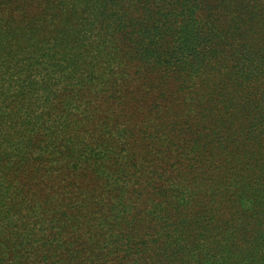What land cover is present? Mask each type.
<instances>
[{
	"label": "trees",
	"instance_id": "1",
	"mask_svg": "<svg viewBox=\"0 0 264 264\" xmlns=\"http://www.w3.org/2000/svg\"><path fill=\"white\" fill-rule=\"evenodd\" d=\"M69 89L87 100L58 129ZM17 195L65 220L40 247L0 230V264H264V0H0V203Z\"/></svg>",
	"mask_w": 264,
	"mask_h": 264
},
{
	"label": "rangeland",
	"instance_id": "2",
	"mask_svg": "<svg viewBox=\"0 0 264 264\" xmlns=\"http://www.w3.org/2000/svg\"><path fill=\"white\" fill-rule=\"evenodd\" d=\"M115 44H117V42ZM106 48L108 50L110 49L109 50L110 53L113 52V50H111L110 45H108ZM103 66H105V65H103ZM114 68L115 67L110 68V69H114ZM105 72H106V74H105L106 76L111 75V72L109 71V69H107ZM115 72H117L116 69H115ZM99 76H98V79H99ZM98 79L97 80L96 79H92L89 84H94V83L97 84ZM73 85H74V82H70V83H67L66 84V86H68L70 89H71V87H73ZM104 88H106V86H104ZM70 89L68 91H66L65 93H62L59 96V99H62V100L65 101V104H66V109L65 110H68L67 113H65V115H67L69 113L70 114V117H69V119H66L65 117H63L62 119H60L58 121V123L55 124V127H58V129H60L64 125H69L73 129H75L74 128V124H73V121H74L73 115L76 114V111L78 113H82V110H75V106H71L72 103L69 104V105H67V103H66L67 102V98L69 100H72L73 102H77V101L82 102L83 100H87V98H84V99H80V98L79 99H76L77 96H78V94L76 92L69 93ZM110 93L111 92H106V94H105V97H107V96L110 97V100H108L107 103L105 104L109 108H111L112 106L117 105L119 103L120 99H121V96L120 95L117 94V97H116L113 93H111V94ZM70 108H72V109H70ZM115 120H116V122H118L119 121V117H116ZM127 121H128V119L126 118V115H125L124 121L123 122L121 121V126H124L125 124H126V127L127 126H130V125H127ZM40 123L41 122H39L36 125H39ZM43 126H44V124H43ZM46 129L47 128H44L43 127V130L44 131H47ZM104 130H106V128L105 127H102L101 128V133ZM150 133H152V132H150ZM100 135L101 134H99L98 136L96 135L95 137H99ZM111 135H112V131H111V133L109 135H105L104 134L105 138H107V139H109V137ZM127 136H129V133L127 134ZM116 137H117V130L114 129L112 138H116ZM119 137L122 138V135L119 136ZM126 140L128 141L129 140V137H126ZM119 141H120V139H118L116 141V143L119 142ZM177 146H181V145L178 144ZM177 146L176 147H173V151L176 153V155L180 153V151H178V152L176 151L177 150ZM118 147L119 146H115L114 148L118 149ZM55 148H57L56 143H54L52 145L50 144L49 147H48V149H46V150L44 148L41 149L40 154H41V156H42V158H43L44 161L48 162V161H50L52 159V156H50L49 154L52 153V150H54ZM99 150L102 151V149H99ZM37 152L38 151H36V154H37ZM152 157L153 156H151V157L149 156L148 160H150V158H152ZM103 161H106V162L108 161V157L106 158V155L103 156ZM139 163H141V160H139ZM47 164L49 165V163H45V165H47ZM169 164L172 166L171 169H174V167H173V164L174 163L171 161ZM23 165H24V163L22 162V164H21V166L19 168H21ZM93 171L94 170L91 167V172H93ZM138 173H135L133 175V177L136 178L138 176ZM112 176L114 178L109 179V184L101 185L99 191H102L103 192L105 190H110L111 189L110 188L111 185L114 187L115 185H120L123 182L124 176H122L121 174H117L116 173V174H113ZM73 179H74L73 178V175H71V174L70 175H67V176H65V182L64 183L66 185H68V183L71 180L73 181ZM64 183H60V184H64ZM130 185L131 186L133 185V181L130 182ZM56 186L57 185H55V187ZM17 187H20V186H18V181L15 180L14 181V188H17ZM82 190L83 189H77L76 187H73V186H70V187L67 186L65 188L64 192L67 195H68V192L71 193V196L69 197V199H76V198L79 197V194L82 192ZM50 195L51 196H54L55 195V191L51 192ZM8 198H10V197H8ZM39 198L42 199V202L45 201V198H43L41 195L39 196ZM54 199H57V196H54ZM13 201H15V203H16L15 205H14V203L12 204ZM22 202H24V200L22 198H20L19 195H17V197L14 196L13 198H11V202L6 201L4 203V201H2V203H0V230H2V235H3V231L6 228V226H9L11 224L12 225V228L14 229V232L21 233L18 230V228H20L21 224L28 222L27 223V226H28L27 227V230L24 232V236H26L25 241L30 240L31 242H33L34 245H36L37 247H40L41 246L40 245V242H41L40 241V237H41V235L44 234V233H46V231L49 232V228L51 226H53V225L57 229L58 224L60 222H62V221L65 220V218H62L61 217V215L63 213V209H61L58 212L57 215H55L54 213H52L51 211H49V214H51V216L53 218H55V219H54V221L52 219H49V220L45 221V223H43L42 222V219L44 218V216H45V214H46V212L48 210V207H46L45 209H43V205H41V208H42L41 209V212L39 214H37V213H35L33 211L32 208H38V206L32 207L31 205L28 204L29 202L26 203V204L25 203H22ZM21 205L22 206L29 207V208H25L27 210V212L19 208ZM48 206H50L52 208V203H49ZM9 208H12L13 211L8 214L7 213V210ZM131 216H132V212L131 211H129V212H127V213L124 214V218L127 219L128 221L131 220ZM120 218H122V216ZM58 219H60V221ZM170 220H172V219H170ZM57 221H59V222H57ZM31 231L34 232V235L29 237V234H30ZM50 238L52 240H54V241L68 242V243L70 242V240H69V238H68L67 235H64V236L55 235V236H50ZM82 239L84 241H89L91 239L90 231H88L86 233H82ZM121 240L122 241L120 242V247L119 248H121V250L123 252L124 251H127L128 253H130V257L131 258L129 259V261L133 260V258H134V256H133V249L134 248H132V246H133L132 245V241H130L129 239L125 238L124 236L122 237ZM60 247L61 248H54V246H52L51 244H48L47 246L42 247L40 249H42V250H48V252L51 253L52 256H54V255H56V256H63V258H67L66 255H67V253L69 251L74 252V250H75L76 252H80L82 250V249L81 250L79 249L78 242L77 243H73L71 250L67 249L66 246H62L61 245ZM19 255H20L19 258H22L21 252H19ZM85 256L86 255H82V257H85ZM102 261H104V259H102ZM102 261H100V262H102ZM106 262H108V261H106ZM61 264H68V263L67 262H63ZM70 264H72V263H70ZM81 264H98V260H94V259H92L91 256H88V259L85 260V261H83V263H81Z\"/></svg>",
	"mask_w": 264,
	"mask_h": 264
}]
</instances>
